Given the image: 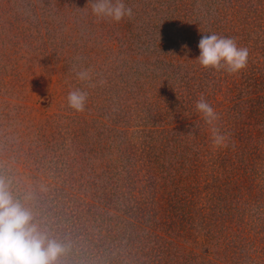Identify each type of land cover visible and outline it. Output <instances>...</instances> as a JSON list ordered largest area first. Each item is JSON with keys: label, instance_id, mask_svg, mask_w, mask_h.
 Returning a JSON list of instances; mask_svg holds the SVG:
<instances>
[{"label": "rangeland", "instance_id": "1", "mask_svg": "<svg viewBox=\"0 0 264 264\" xmlns=\"http://www.w3.org/2000/svg\"><path fill=\"white\" fill-rule=\"evenodd\" d=\"M88 3L0 0V174L18 198L30 194L35 222L68 246L59 264H264L258 209L253 231L241 223L252 206L232 223L202 222L204 213L223 214L221 198L246 192L220 184L231 165L222 181L203 168L191 182L180 169L177 188L159 168L171 160L150 165L138 155L148 146L193 152L197 135L211 143L210 126L191 112L197 98L226 114L236 88H264V0H125L133 15L119 23L98 21ZM211 34L248 48L247 67H203L198 44ZM80 69L91 82L77 79ZM77 88L88 92L83 112L68 107ZM143 196L178 203L171 213L184 218L158 224L136 205ZM207 231L212 238L199 240Z\"/></svg>", "mask_w": 264, "mask_h": 264}, {"label": "trees", "instance_id": "2", "mask_svg": "<svg viewBox=\"0 0 264 264\" xmlns=\"http://www.w3.org/2000/svg\"><path fill=\"white\" fill-rule=\"evenodd\" d=\"M235 91L237 95V98H235L236 101L232 102L233 100H229L232 102L231 104L227 102L226 114L222 110L216 111L220 117L217 124L221 127L225 126L228 131L227 147L214 149L208 136L197 135L195 139L196 150H193V152L191 150L184 151L183 149H174L168 153L163 152L161 149L159 151H150V147L148 146V148L142 150L138 155H144V159L149 161L150 165L151 163L161 165V163L171 160L167 165L163 166L162 164V167L159 168H161L162 173H169L165 175V179L168 178L173 181V184L176 186L178 185L176 177H178L177 173L180 169L184 174V178L191 182L198 176V173H203V168H207L215 179L221 178L222 181V168L226 166L228 168L231 165L224 172L225 179L220 184L234 183L232 185H234L235 190L237 188H244L246 192H236L230 198H221L224 202L223 206H220L223 214L216 212L212 214L204 213L205 217L202 218V222L205 224H209L210 222L214 223L223 217L226 220L222 224L232 223V221L238 219L240 216L241 209H244L246 206H252L255 208L250 209V218L245 220L244 215L242 217L244 221H241V223L245 226L248 225L253 231V222H257L253 219L256 209H258L264 219V88H236ZM216 95L213 94L211 98L213 101ZM239 102L241 103L239 104ZM191 112H197L196 107L193 106ZM188 153H190L189 156ZM204 153H206L207 157L211 155V159L204 160L198 156ZM209 160H213V162ZM196 168L198 170L195 173ZM226 175L231 177L232 180L228 179ZM239 175L243 177L241 182L238 181L240 180ZM179 187L181 186H177V188ZM181 194L191 197L197 204L195 195L188 194L183 188ZM175 197L178 198V201L182 200V195L180 194H177ZM200 199L202 201L201 207L206 206L205 200L202 197ZM150 200L151 198L143 196V198L137 199L136 205L138 204L140 209L142 208V213H146L147 211H150V214L155 213L153 216L156 217L158 224L163 223L165 226L171 225L174 224L171 221L179 223L184 218L183 213H171L172 210L179 209L180 205L178 203L176 204V202L170 201L173 204L166 206L155 199L157 205L154 206L151 205ZM190 204L191 200L188 199L187 206L190 207ZM207 208H209V211H214L217 206H208ZM160 210H162V213ZM254 225L264 235V225ZM156 227H151L150 229L153 230ZM191 231L192 228L190 226L188 228L187 225L183 224V229L180 231V234L190 239L192 236ZM210 233L211 231H207L205 237L200 233L198 239H209V236L212 238L213 235ZM249 239V236H242L240 241L245 240V242H249ZM191 242L194 243L193 240Z\"/></svg>", "mask_w": 264, "mask_h": 264}, {"label": "clouds", "instance_id": "3", "mask_svg": "<svg viewBox=\"0 0 264 264\" xmlns=\"http://www.w3.org/2000/svg\"><path fill=\"white\" fill-rule=\"evenodd\" d=\"M89 3L92 15L98 21L108 19L119 23L133 15L132 8L125 0H89ZM198 47L200 55L197 59L205 68L235 74L248 65V48L238 46L234 38L203 35ZM76 77L81 82L92 81L90 69L77 70ZM87 102V91L77 88L68 92L67 103L72 110L85 111ZM195 107L210 126L212 147H227L228 134L221 132L217 126L220 117L216 110L203 97ZM12 185V179L0 174V264H59L68 246L40 228L33 212L26 206L31 199L30 194L18 198L13 193Z\"/></svg>", "mask_w": 264, "mask_h": 264}]
</instances>
